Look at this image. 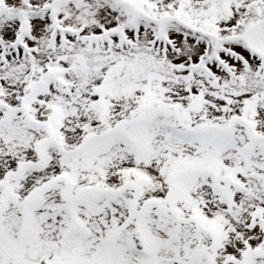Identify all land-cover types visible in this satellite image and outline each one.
<instances>
[{"label": "snow or ice", "instance_id": "obj_1", "mask_svg": "<svg viewBox=\"0 0 264 264\" xmlns=\"http://www.w3.org/2000/svg\"><path fill=\"white\" fill-rule=\"evenodd\" d=\"M0 264H264V0H0Z\"/></svg>", "mask_w": 264, "mask_h": 264}]
</instances>
